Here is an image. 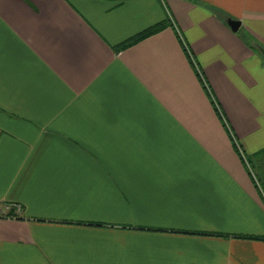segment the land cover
<instances>
[{
	"label": "crops",
	"instance_id": "crops-1",
	"mask_svg": "<svg viewBox=\"0 0 264 264\" xmlns=\"http://www.w3.org/2000/svg\"><path fill=\"white\" fill-rule=\"evenodd\" d=\"M256 44L264 0H0V264H264Z\"/></svg>",
	"mask_w": 264,
	"mask_h": 264
},
{
	"label": "trees",
	"instance_id": "trees-1",
	"mask_svg": "<svg viewBox=\"0 0 264 264\" xmlns=\"http://www.w3.org/2000/svg\"><path fill=\"white\" fill-rule=\"evenodd\" d=\"M165 26L164 23H160L154 26H151L137 34H135L133 37L125 40L124 42H122L119 46V49L125 48L141 39H143L144 37H147L157 31H159L160 29H162ZM250 169L252 171L253 176L255 177L256 181V185L260 190V193L262 194L263 198H264V149L261 150L260 152H258L257 154H255L254 156H250L246 158ZM253 168L255 169V172H253ZM244 238H259L256 236H241Z\"/></svg>",
	"mask_w": 264,
	"mask_h": 264
},
{
	"label": "water",
	"instance_id": "water-1",
	"mask_svg": "<svg viewBox=\"0 0 264 264\" xmlns=\"http://www.w3.org/2000/svg\"><path fill=\"white\" fill-rule=\"evenodd\" d=\"M227 24L231 28L232 31H237V29L240 26V23L236 20L228 19ZM255 47L261 52V54L264 56V48L258 44L255 45Z\"/></svg>",
	"mask_w": 264,
	"mask_h": 264
},
{
	"label": "built area",
	"instance_id": "built-area-1",
	"mask_svg": "<svg viewBox=\"0 0 264 264\" xmlns=\"http://www.w3.org/2000/svg\"><path fill=\"white\" fill-rule=\"evenodd\" d=\"M182 40V39H181ZM186 47V46H185ZM240 152V155H241V158L243 159V161H244V163L246 164V166L248 167V169H249V171H250V173H251V175H252V177H253V180L254 181H256V179H255V177L253 176V174H252V171H251V169H250V166H249V164H248V162H247V160H246V157L244 156V154H242V152L241 151H239ZM11 205H14L15 207V209H14V211H17V213H19L20 211H21V206L20 205H18V204H11Z\"/></svg>",
	"mask_w": 264,
	"mask_h": 264
},
{
	"label": "rangeland",
	"instance_id": "rangeland-1",
	"mask_svg": "<svg viewBox=\"0 0 264 264\" xmlns=\"http://www.w3.org/2000/svg\"><path fill=\"white\" fill-rule=\"evenodd\" d=\"M253 172H255V169L253 168ZM255 174H256V172H255ZM15 206L14 205H7L5 208H7V210H9V211H12V210H14L15 208H14Z\"/></svg>",
	"mask_w": 264,
	"mask_h": 264
}]
</instances>
